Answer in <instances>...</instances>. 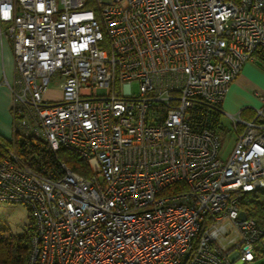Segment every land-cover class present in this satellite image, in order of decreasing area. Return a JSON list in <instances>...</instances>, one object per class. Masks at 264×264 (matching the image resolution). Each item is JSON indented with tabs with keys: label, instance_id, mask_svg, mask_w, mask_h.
I'll return each instance as SVG.
<instances>
[{
	"label": "built area",
	"instance_id": "obj_1",
	"mask_svg": "<svg viewBox=\"0 0 264 264\" xmlns=\"http://www.w3.org/2000/svg\"><path fill=\"white\" fill-rule=\"evenodd\" d=\"M0 25L15 72L8 141L74 151L89 170L0 159V202L31 215L25 264H254L264 218L242 206L264 191V98L227 114L225 158L226 133L198 118L223 113L264 53V0H0Z\"/></svg>",
	"mask_w": 264,
	"mask_h": 264
},
{
	"label": "trees",
	"instance_id": "obj_2",
	"mask_svg": "<svg viewBox=\"0 0 264 264\" xmlns=\"http://www.w3.org/2000/svg\"><path fill=\"white\" fill-rule=\"evenodd\" d=\"M256 53L255 60L261 61L264 64V53L258 51ZM203 110H206L207 113L200 112L199 114L201 115H199L198 122L206 126L221 129L219 127L221 111L219 109ZM244 112H249V115L253 114V111L249 109H243L240 114L245 116ZM9 149H14L23 156H33L34 161L32 164L39 169L41 168L39 164H43L46 170L54 171L58 163H64L70 170L79 174L87 175L89 172L86 163L74 151L62 147H59L56 151H51L47 150L41 141L15 138L13 142H10L6 137L0 135V159L6 155ZM242 207L248 215L264 218V206L255 200L245 199ZM32 229V222L23 234L6 235L0 229V264H25L29 249V235ZM262 253H264V248L258 251V255Z\"/></svg>",
	"mask_w": 264,
	"mask_h": 264
},
{
	"label": "rangeland",
	"instance_id": "obj_3",
	"mask_svg": "<svg viewBox=\"0 0 264 264\" xmlns=\"http://www.w3.org/2000/svg\"><path fill=\"white\" fill-rule=\"evenodd\" d=\"M252 65L258 74L261 73L260 76L255 77V79L247 77L244 78L242 76L238 78L236 80L237 88H235L233 93H228V98L231 102L236 101L238 98L241 100H247L255 105L254 108H258L262 106L260 99L264 98V64L261 61H255ZM133 88L136 89V85H134ZM44 97L50 100H56L59 98L58 79L53 78L50 81ZM242 117L246 118L244 115H242ZM220 120L223 125L220 130L226 133L225 135H221V156L225 158L232 149L235 132L232 128L230 118L226 113H221ZM249 199L255 200L264 206L263 192L257 193ZM31 222L30 212L25 205L19 203L0 202V229L4 231V234H23L29 228ZM261 244L264 248V241H262ZM254 264H264V253L255 258Z\"/></svg>",
	"mask_w": 264,
	"mask_h": 264
},
{
	"label": "crops",
	"instance_id": "obj_4",
	"mask_svg": "<svg viewBox=\"0 0 264 264\" xmlns=\"http://www.w3.org/2000/svg\"><path fill=\"white\" fill-rule=\"evenodd\" d=\"M2 26V25H0ZM257 60H254V62ZM253 62L246 63L240 73L234 78L231 82L228 91L222 101V111L226 114H237L240 113L243 109L252 110L255 109L253 103L247 100L237 99L236 101H229L228 93L235 91L237 88L236 80L238 78L247 77L255 79V77L260 76L256 72V69L252 65ZM14 62H13V51L12 44L8 38H5L0 34V135L2 137L9 138L11 134V92L7 83H11L14 79ZM264 85V82H263ZM236 112V113H234ZM245 114V112H244ZM247 114V115H246ZM245 114V117H249V112ZM242 116V114H241Z\"/></svg>",
	"mask_w": 264,
	"mask_h": 264
},
{
	"label": "water",
	"instance_id": "obj_5",
	"mask_svg": "<svg viewBox=\"0 0 264 264\" xmlns=\"http://www.w3.org/2000/svg\"><path fill=\"white\" fill-rule=\"evenodd\" d=\"M245 216H246V215H245L244 211H241V212L239 213V217H240V218L244 219Z\"/></svg>",
	"mask_w": 264,
	"mask_h": 264
}]
</instances>
